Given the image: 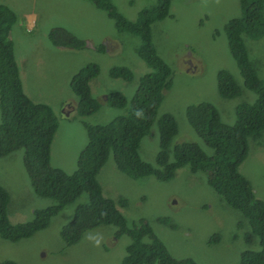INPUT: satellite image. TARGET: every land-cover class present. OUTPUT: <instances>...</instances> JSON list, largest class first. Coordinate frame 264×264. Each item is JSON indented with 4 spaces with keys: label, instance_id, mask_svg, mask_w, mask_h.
Masks as SVG:
<instances>
[{
    "label": "rangeland",
    "instance_id": "1",
    "mask_svg": "<svg viewBox=\"0 0 264 264\" xmlns=\"http://www.w3.org/2000/svg\"><path fill=\"white\" fill-rule=\"evenodd\" d=\"M238 1L171 0L168 16L150 25L155 53L171 71V88L156 113V118L170 114L176 123L170 160L172 147L179 143H195L211 154L187 124L184 117L187 106L209 103L224 124L232 125L236 106L255 100V95L242 84L224 34V25L240 14ZM156 3L157 0H111L115 12L128 21H134L138 12L151 9ZM0 6L15 15L9 38L21 90L30 102L46 105L57 120L50 165L70 174L86 142L84 125L105 124L125 114V109L106 104V95L118 93L129 101L138 80L151 72L137 55L139 39L118 31L105 12L86 0H0ZM55 28L83 41L86 47L71 50L53 46L47 35ZM243 43L255 75L264 80V34L256 40L243 37ZM99 47L104 50L100 52ZM87 65L96 67L89 89L100 108L81 117L75 113L77 101L69 80ZM113 68L127 70L130 79L111 78L109 71ZM222 70L236 81L238 96L224 99L218 95L216 75ZM157 151V130L152 126L150 136L140 140L138 154L143 162L154 166ZM238 172L250 184L254 196L264 202V133L258 139L247 140V154ZM96 180L104 197L127 201V206L120 209L127 226L139 219L147 223L173 258H190L198 264H238L241 251L259 250L256 237L244 241L250 229L246 220L224 204L206 185L205 175L200 172L191 174L181 168L167 182L153 177L131 180L116 170L109 155ZM0 186L8 193L6 212L12 224L29 221L33 210L51 204L32 191L22 166V151L0 158ZM86 201V195L80 194L44 230L28 239L16 243L0 239V261L119 264L130 241L126 236L116 237L112 226L88 231L72 246L62 244L60 228L71 220L75 207ZM160 217L168 218L176 229L158 224L156 220ZM213 234L219 236V243L208 246L207 238ZM97 239L99 246L95 243Z\"/></svg>",
    "mask_w": 264,
    "mask_h": 264
},
{
    "label": "trees",
    "instance_id": "2",
    "mask_svg": "<svg viewBox=\"0 0 264 264\" xmlns=\"http://www.w3.org/2000/svg\"><path fill=\"white\" fill-rule=\"evenodd\" d=\"M86 1L105 12L118 31L139 39L137 55L151 72L138 80L129 101L118 93L106 95V104L125 109V114L105 124L84 125L86 142L76 157L75 170L66 174L50 165V146L57 120L46 105L32 103L23 94L9 38L15 15L0 6V158L22 151V166L32 191L51 202L44 208L33 210L29 221L12 224L6 212L8 193L0 186V239L16 243L30 238L44 230L50 220L80 194H85L86 203L76 206L71 220L59 230L64 246L78 243L88 231L112 226L116 237L126 236L130 241L119 264H198L190 258L170 256L164 244L142 220L127 226L120 211L127 206V201L123 198L113 201L102 195L96 176L111 155L116 170L131 180L153 177L167 182L181 168L191 174H204L206 185L228 208L246 220L250 229L244 235V241L247 243L252 237L258 239L259 250L241 251L238 264H264V202L254 196L250 184L238 172L247 154V140L258 139L264 133V80L255 75L243 43V37L256 40L264 34V0H239V16L224 25L228 50L242 84L255 95V100L251 104L236 106L232 125L224 124L209 103L187 106L184 111L186 122L211 154L195 143H179L171 149V160L170 143L177 133L175 120L170 114L156 118L164 94L171 88V71L156 55L150 40V25L168 16L171 0H157L151 9L138 12L134 21L121 18L111 0ZM47 37L58 48L81 50L86 47L83 41L68 36L62 29L48 31ZM95 75L96 67L87 65L69 80V88L77 101L75 113L78 116H89L100 108L89 89V82ZM109 76L130 79V73L121 68L110 69ZM216 88L224 99L234 98L240 92L226 70L217 73ZM137 112L141 115L137 116ZM152 126L156 127L158 137L154 166L143 162L138 154L140 140L150 136ZM156 222L171 230L176 229L168 218L160 217ZM218 243L217 234L208 236V246ZM0 264L16 263L2 260Z\"/></svg>",
    "mask_w": 264,
    "mask_h": 264
},
{
    "label": "clouds",
    "instance_id": "3",
    "mask_svg": "<svg viewBox=\"0 0 264 264\" xmlns=\"http://www.w3.org/2000/svg\"><path fill=\"white\" fill-rule=\"evenodd\" d=\"M136 115H137V116H140L141 113H140V112H137ZM95 243H96L97 246H99L100 240L97 239V240L95 241Z\"/></svg>",
    "mask_w": 264,
    "mask_h": 264
}]
</instances>
